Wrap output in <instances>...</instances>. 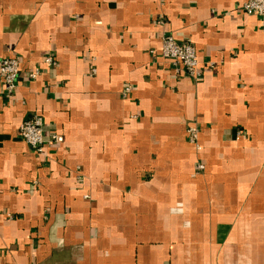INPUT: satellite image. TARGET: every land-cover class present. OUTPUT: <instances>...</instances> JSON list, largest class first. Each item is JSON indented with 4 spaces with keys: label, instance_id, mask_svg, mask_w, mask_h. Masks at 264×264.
Masks as SVG:
<instances>
[{
    "label": "crops",
    "instance_id": "0c3cea01",
    "mask_svg": "<svg viewBox=\"0 0 264 264\" xmlns=\"http://www.w3.org/2000/svg\"><path fill=\"white\" fill-rule=\"evenodd\" d=\"M245 1L0 0V60L20 61L15 94L0 83V264H264V22ZM165 34L196 46L198 81ZM33 113L64 137L44 155L20 134Z\"/></svg>",
    "mask_w": 264,
    "mask_h": 264
},
{
    "label": "built area",
    "instance_id": "2783aa9c",
    "mask_svg": "<svg viewBox=\"0 0 264 264\" xmlns=\"http://www.w3.org/2000/svg\"><path fill=\"white\" fill-rule=\"evenodd\" d=\"M242 9L248 15L258 16L264 22V0H246ZM163 58L171 61L178 74L186 75L194 81H198L202 76L203 68L198 58L196 46L192 42L179 41L172 34H165L162 37V46L159 52ZM44 63L48 66H55L57 62L52 56H46ZM213 67V64H210ZM41 74V70L36 68L29 73L31 79H36ZM20 75V61L16 56L8 55L0 60V83L4 86V92L8 97H12L17 89V82ZM132 91V86L128 85L124 89V96ZM20 134L26 143L40 155L45 154L48 146L61 144L64 137L61 134H52L50 138L45 136L44 118L33 113L20 124ZM188 140L201 150L199 143V128L197 125H190L187 129ZM197 170H205L203 163L197 164Z\"/></svg>",
    "mask_w": 264,
    "mask_h": 264
}]
</instances>
